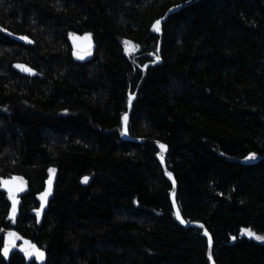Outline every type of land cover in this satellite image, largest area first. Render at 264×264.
I'll return each mask as SVG.
<instances>
[{"label":"trees","instance_id":"16d2710c","mask_svg":"<svg viewBox=\"0 0 264 264\" xmlns=\"http://www.w3.org/2000/svg\"><path fill=\"white\" fill-rule=\"evenodd\" d=\"M187 1L0 0V177L29 182L15 222L0 191V230L31 239L46 264H210L203 231L176 220L154 141L167 145L182 218L210 233L215 263L264 264V242L241 234L264 236V0L171 13L130 115L129 135L144 142L122 138L129 94L158 54L151 26ZM83 33L97 44L85 62L69 42ZM2 245L0 234V264H36L18 252L6 262Z\"/></svg>","mask_w":264,"mask_h":264},{"label":"water","instance_id":"95a60500","mask_svg":"<svg viewBox=\"0 0 264 264\" xmlns=\"http://www.w3.org/2000/svg\"><path fill=\"white\" fill-rule=\"evenodd\" d=\"M202 0H190L185 3H182L178 6L172 7L164 17L157 19L151 26V33L158 35L160 37L159 44H158V54H151L153 57V60L150 62L145 63L142 67V78L139 82V85L136 89V91L133 94H129V99H131V103L129 104V99L127 103V112L123 115L122 118V138L125 141H130V142H135V143H143V139H138V138H133L129 135V120H130V115L132 112L133 104L137 99L138 91L139 88L144 81V78L146 76V71L149 67L155 66L156 64H159L161 62V58L159 56V49H160V42H161V37H162V24L167 20L169 15L173 12L179 11L182 8L193 4L195 2H199ZM159 21V31H154L153 26L156 24V22ZM13 39H15L17 42L22 43L24 45H34V41L25 35H11L9 34ZM23 38V39H22ZM29 41H31L29 43ZM69 42L71 45L72 53L74 57H76L79 61L85 62L89 61L93 58L94 53L97 49V44L91 34L89 33H83V34H73L69 37ZM158 58V59H157ZM18 65L23 66L24 68L30 69L31 72L28 71H22ZM13 69L24 76L28 77H35L37 75V71L33 69L30 65L23 63V62H16L13 64ZM127 116V122L125 123L124 117ZM155 144L158 146L159 152L157 154V159L159 160L162 170L166 176V178L170 181L172 184V190L170 193V201L173 206L174 214L176 217V220L179 225H181L184 228H198L203 231V234L205 232L208 233L206 237L207 239V244H208V251H207V258L210 262V264H216L213 257H212V251H213V240L210 235V233L206 230L204 225L199 222H187L182 218V215L180 213L177 201H176V193H177V184L176 180L173 176V173L167 168L166 163H165V155L167 153V145L159 142V141H154ZM161 145L165 146L163 152L161 150ZM162 157V158H161ZM51 179V185H49V180ZM8 182V183H6ZM57 182V173H50L48 177L46 178L44 182V186L42 191L38 194V213H39V218L43 219L45 212L47 210V207L53 197L55 185ZM50 194L47 195L46 200L42 201L41 197L44 196L46 192H49ZM0 191H2L5 194L6 200L9 202V210H8V215L6 217V221L9 222H15L19 216V211H20V205L22 203V198L25 196L26 193L29 191V182L22 176L20 175H10L6 177H0ZM15 201V212H13V204ZM43 204V208H41V205ZM177 211L180 214L181 219L184 221L181 223L180 220L177 219ZM9 233H12L14 235L10 236ZM0 234H3V245L1 248V256L3 259L8 262L10 260L11 255L14 252H18L20 255L24 257L27 263L30 262H35L36 264H46L47 262V254L46 251L43 248H40L37 244H35L31 239L19 235L14 229H8V230H0ZM209 237L211 238V246H209ZM31 246H35V251H39L43 253V258L39 259L35 255V251ZM7 247L9 249L7 256L3 254L4 248ZM28 253H33L31 256L28 255ZM211 257V258H209Z\"/></svg>","mask_w":264,"mask_h":264},{"label":"snow or ice","instance_id":"6c2138e0","mask_svg":"<svg viewBox=\"0 0 264 264\" xmlns=\"http://www.w3.org/2000/svg\"><path fill=\"white\" fill-rule=\"evenodd\" d=\"M153 30H154V31H159V21H157L156 24L153 26ZM22 39H23V38H22ZM30 42H31V41H29V43H30ZM125 45H126V47H128L129 42H125ZM129 50H131V49H129ZM157 59H158V58H157ZM17 67H19L22 71H28V72H31L30 69L24 68L23 66L18 65ZM131 99H132V97H130V99H129V104L131 103ZM124 121H125V123L127 122V116L124 117ZM160 147H161V150H162V152H163L165 146L161 145ZM161 158H162V157H161ZM249 159H254V156L249 157ZM54 171H55V170H50L51 173H54ZM87 181H88V178L85 177V178L83 179L82 182H83V183H87ZM6 183H8V182H6ZM49 185H51V179L49 180ZM49 194H50V190H49V192H46V193L44 194V196L41 197L42 201H45L47 195H49ZM41 208H43V204L41 205ZM13 212H15V201H14V204H13ZM37 215H39V213H37ZM177 219L180 220L181 223L184 222V221L181 219L180 214H179L178 211H177ZM241 234H242V235H247V236H249L250 238H253V237H254V238L257 239V240H264V237L257 236V235H256L255 233H253L251 230H243ZM9 235L12 236V235H14V234L9 233ZM204 235L207 236L208 233L205 232ZM209 246H211V238H210V237H209ZM31 247H32V248L34 249V251H35V246H31ZM8 251H9V249H8L7 247H5L4 250H3V254H4L5 256H7ZM32 254H33V253H28L29 256H31ZM35 255H36L37 258H39V259H42V258H43V253H42V252L35 251ZM209 258H211V257H209Z\"/></svg>","mask_w":264,"mask_h":264},{"label":"rangeland","instance_id":"374dc122","mask_svg":"<svg viewBox=\"0 0 264 264\" xmlns=\"http://www.w3.org/2000/svg\"><path fill=\"white\" fill-rule=\"evenodd\" d=\"M128 49H131V46H128ZM244 230H251V231H252L253 233H255L257 236L264 237L263 235L258 234V233H256L255 231H253L251 228H247V229H244ZM248 238H250V237L248 236ZM250 239L255 240V241H257V242H264V240H257V239H255L254 237H253V238H250Z\"/></svg>","mask_w":264,"mask_h":264}]
</instances>
